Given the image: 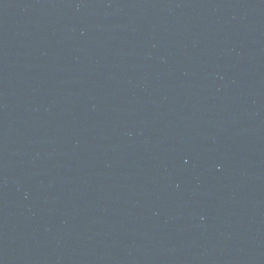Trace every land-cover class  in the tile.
Instances as JSON below:
<instances>
[{"label": "water", "instance_id": "95a60500", "mask_svg": "<svg viewBox=\"0 0 264 264\" xmlns=\"http://www.w3.org/2000/svg\"><path fill=\"white\" fill-rule=\"evenodd\" d=\"M0 264H264V0H0Z\"/></svg>", "mask_w": 264, "mask_h": 264}]
</instances>
